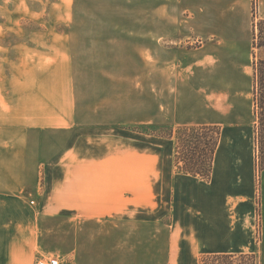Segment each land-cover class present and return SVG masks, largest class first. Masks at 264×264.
<instances>
[{
    "label": "crops",
    "instance_id": "obj_1",
    "mask_svg": "<svg viewBox=\"0 0 264 264\" xmlns=\"http://www.w3.org/2000/svg\"><path fill=\"white\" fill-rule=\"evenodd\" d=\"M42 5L43 13L26 16L44 26L28 30L19 27V0H0V264L41 256L61 264H199L211 254L255 255L264 264L254 103V117L227 118L193 91L191 52L177 61V48L163 44L180 35L171 14L170 30L131 33L122 16L84 32L57 28L76 21L74 0ZM80 37L110 38L107 49L95 48L108 60L76 59ZM98 68L111 72L83 75ZM147 69H154L149 99ZM96 80L108 87L97 89ZM152 123L221 125L210 180L177 170L174 138L131 128ZM27 194L38 201L31 205Z\"/></svg>",
    "mask_w": 264,
    "mask_h": 264
},
{
    "label": "rangeland",
    "instance_id": "obj_2",
    "mask_svg": "<svg viewBox=\"0 0 264 264\" xmlns=\"http://www.w3.org/2000/svg\"><path fill=\"white\" fill-rule=\"evenodd\" d=\"M49 1L52 2L53 0H45L47 4ZM28 2H30V5L26 4ZM192 2L190 0H74V5L68 8V10L75 14L76 21L74 20L72 26L58 25L57 28L65 30L73 27L84 32L101 31V29L110 28L113 23H119L117 21L119 20L118 18L126 16V29H129L131 33L154 29L164 31L171 29V25H167L164 20L167 14H171L179 20L177 29L180 35L167 39L166 43L163 44L167 47L175 46L177 48V52L173 56V59L177 61L183 60L184 54L191 52L190 55L192 57H190V60H194V68H192L194 78L191 84L193 91L195 93L203 92L208 101L213 105L218 103V106H221L220 109L227 118H233L236 111L239 113L249 111L254 117L252 102L254 73L252 42L255 23L260 19H264V0H209L206 5H195ZM27 12L43 13L42 0H19V27L31 30L44 26L43 20L28 18L30 16H26ZM92 18L96 19L92 20ZM184 38L186 40L180 43L179 41ZM108 39L110 40L107 37L78 38L79 43H76L74 50L76 59L80 62L108 60L106 53L95 50L97 47L107 49V42L105 40ZM178 50L184 53L178 54ZM147 59L151 60L149 54L147 55ZM82 71L84 76H98L102 73L111 72V70L99 68L94 70L83 69ZM114 71L115 75L123 74V76H126V70L115 69ZM127 71L133 73L136 70ZM144 72L147 76L152 77V83L149 80L146 84H143V95L149 99L150 90L153 92L154 89V69H147ZM80 83L84 82L80 81ZM96 83H98V80H96ZM98 84L97 89L105 90L108 87L105 83ZM222 92H225L226 96H219ZM220 103L224 104V106ZM139 125L142 124L132 125L131 128L135 130ZM144 125L149 126L148 129H151L153 125H161L157 129L160 135H150L175 139V157H177V147L179 144L180 151L182 152L181 157L191 155L190 146L192 147L193 145L191 144L193 143L190 140L193 137L199 138L200 150L203 147V134L200 132L189 134L188 131H181V140L178 141V129L181 126H175L170 123ZM215 126H218L222 130L221 125ZM256 132L255 122L254 138L257 147ZM177 170L183 173L178 167ZM262 170L260 162V171ZM29 195L27 194L26 200L31 205L35 203L34 199L38 201L35 195ZM63 217L68 219L67 215ZM69 237L72 236L68 232ZM71 245L68 239V244L65 247L73 249ZM204 257L205 255L200 257L199 264H204ZM256 261H258L256 256L252 260L251 258L237 255L232 260H212L208 264H255Z\"/></svg>",
    "mask_w": 264,
    "mask_h": 264
},
{
    "label": "trees",
    "instance_id": "obj_3",
    "mask_svg": "<svg viewBox=\"0 0 264 264\" xmlns=\"http://www.w3.org/2000/svg\"><path fill=\"white\" fill-rule=\"evenodd\" d=\"M253 70H254V87H253V103L256 122V140H257V160L261 169H264V19H260L254 26L253 32ZM147 125H139L135 130L148 133L159 134L157 131L161 125H153L148 129ZM148 129V130H147ZM172 129V128H171ZM173 130V129H172ZM181 131H188L189 134L201 133L203 134L202 149L199 148V138L193 137L190 141L193 143L191 148V155L181 157L180 144L177 147L176 164L178 169L187 174L200 177L204 180H210L214 157L219 145L221 130L218 126L202 125V126H181L178 129L179 138L181 140ZM196 141V142H195ZM180 143V142H178ZM237 255L231 254H211L205 255L203 263L208 264L212 260L227 259L232 260ZM246 258L254 259L255 255H239ZM255 264H259L256 261Z\"/></svg>",
    "mask_w": 264,
    "mask_h": 264
},
{
    "label": "built area",
    "instance_id": "obj_4",
    "mask_svg": "<svg viewBox=\"0 0 264 264\" xmlns=\"http://www.w3.org/2000/svg\"><path fill=\"white\" fill-rule=\"evenodd\" d=\"M36 264H61V262L57 257H40Z\"/></svg>",
    "mask_w": 264,
    "mask_h": 264
}]
</instances>
